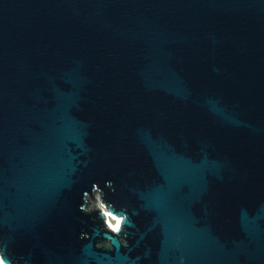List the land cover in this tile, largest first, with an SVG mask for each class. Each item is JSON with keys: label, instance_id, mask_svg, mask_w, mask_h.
Wrapping results in <instances>:
<instances>
[{"label": "water", "instance_id": "1", "mask_svg": "<svg viewBox=\"0 0 264 264\" xmlns=\"http://www.w3.org/2000/svg\"><path fill=\"white\" fill-rule=\"evenodd\" d=\"M0 259L264 264V0H0Z\"/></svg>", "mask_w": 264, "mask_h": 264}, {"label": "built area", "instance_id": "2", "mask_svg": "<svg viewBox=\"0 0 264 264\" xmlns=\"http://www.w3.org/2000/svg\"><path fill=\"white\" fill-rule=\"evenodd\" d=\"M94 199L98 200V202H99V204H98L99 207L97 206L98 208H96V209H97L98 211H101V212L104 214L105 222H107L108 227L113 228V227L116 225V223H114V221L116 222V220L113 219V218H111V217L107 214L105 208H103V207L101 206V202H100L99 196H96ZM109 222H110V223H109ZM107 225H106V223H105V226H106V227H107ZM111 225H113V226H111Z\"/></svg>", "mask_w": 264, "mask_h": 264}, {"label": "rangeland", "instance_id": "3", "mask_svg": "<svg viewBox=\"0 0 264 264\" xmlns=\"http://www.w3.org/2000/svg\"><path fill=\"white\" fill-rule=\"evenodd\" d=\"M96 196H97V195H96ZM96 196H95V197H96ZM95 197H94V198H95ZM88 201L91 202V200H88ZM92 202H93V209H96V208L99 207V206H98V204H99L98 200L94 199ZM97 206H98V207H97ZM86 209H87V210H90V207H87ZM114 223H116V222L114 221Z\"/></svg>", "mask_w": 264, "mask_h": 264}, {"label": "clouds", "instance_id": "4", "mask_svg": "<svg viewBox=\"0 0 264 264\" xmlns=\"http://www.w3.org/2000/svg\"><path fill=\"white\" fill-rule=\"evenodd\" d=\"M119 221H116V228L119 227ZM0 264H5V261L3 259H0Z\"/></svg>", "mask_w": 264, "mask_h": 264}, {"label": "bare ground", "instance_id": "5", "mask_svg": "<svg viewBox=\"0 0 264 264\" xmlns=\"http://www.w3.org/2000/svg\"><path fill=\"white\" fill-rule=\"evenodd\" d=\"M110 223V222H109ZM111 226H113V225H111ZM115 227V226H114Z\"/></svg>", "mask_w": 264, "mask_h": 264}]
</instances>
